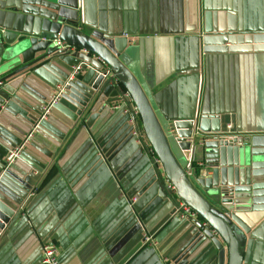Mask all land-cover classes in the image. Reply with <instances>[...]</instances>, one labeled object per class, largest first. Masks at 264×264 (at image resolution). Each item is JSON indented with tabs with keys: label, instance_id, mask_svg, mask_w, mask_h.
I'll list each match as a JSON object with an SVG mask.
<instances>
[{
	"label": "crops",
	"instance_id": "0c3cea01",
	"mask_svg": "<svg viewBox=\"0 0 264 264\" xmlns=\"http://www.w3.org/2000/svg\"><path fill=\"white\" fill-rule=\"evenodd\" d=\"M205 7L234 14L240 33L264 34V0H98L90 21L99 29L89 33L128 41L122 61L162 125L199 110L218 116L223 131L264 132V52L202 56L195 34ZM75 61L34 77L0 118V190L21 210L0 235V264H41L51 242L61 264H217L192 221L161 214L163 172L129 110L114 104L89 129L62 99L38 126ZM145 235L155 245L143 246ZM256 236L242 249L243 264H264V226Z\"/></svg>",
	"mask_w": 264,
	"mask_h": 264
},
{
	"label": "water",
	"instance_id": "95a60500",
	"mask_svg": "<svg viewBox=\"0 0 264 264\" xmlns=\"http://www.w3.org/2000/svg\"><path fill=\"white\" fill-rule=\"evenodd\" d=\"M97 3L0 0V118L17 90H24L43 71L69 65L70 59L76 60L71 67L89 64L85 75L66 85L62 95L76 108L81 127L91 129L114 104L124 103L131 110L136 106L147 148L164 176L159 182L161 214L183 218L180 207L186 204L198 218L183 219L193 222L201 244L215 248L217 264H243L242 249L264 226V132H225L218 116L199 110L162 125L143 87L122 61L128 41L89 33L99 29L90 21ZM237 22L230 12L206 7L199 11L195 36L201 55L264 52V34L240 33ZM57 41L78 51L62 49ZM61 81L55 88L67 80ZM178 155L187 162L185 167ZM20 214V205L0 190V235Z\"/></svg>",
	"mask_w": 264,
	"mask_h": 264
},
{
	"label": "built area",
	"instance_id": "2783aa9c",
	"mask_svg": "<svg viewBox=\"0 0 264 264\" xmlns=\"http://www.w3.org/2000/svg\"><path fill=\"white\" fill-rule=\"evenodd\" d=\"M57 45L61 47L62 49L69 50L71 53L78 51L77 49L71 48L69 45L61 41H57ZM79 51L84 54H87V51L85 50H79ZM90 68L91 66L85 62H79L77 65L72 66L69 78L67 79L64 86L56 87L55 90L53 91L51 99L43 107L41 120H46L47 117L50 115L52 108L58 105L62 101V95L65 92L66 85H68L70 82L76 79H80L82 74H84V72L86 70H89ZM118 104L120 105H115L112 108L116 110V109H119L120 107H123L129 110L130 112L129 114L132 116L129 119V124L133 126V128H135L137 125V120L140 119V114H139L137 107L133 105L132 110H131L124 103H118ZM225 132L234 133L236 131L233 129L232 126H227V129ZM134 136L137 137V133H134ZM20 154H21V148L15 149L9 152L7 159H6L7 166H10L15 161V159L19 157ZM133 202H136V199H134ZM180 208L184 211L183 218H192V219L198 218V213L192 210L191 208H189L186 204L181 203ZM150 243H153L155 245L153 238L145 235L143 238V246H146ZM59 255H60V250L55 243H52V242L45 243L42 248L41 264H61Z\"/></svg>",
	"mask_w": 264,
	"mask_h": 264
},
{
	"label": "rangeland",
	"instance_id": "374dc122",
	"mask_svg": "<svg viewBox=\"0 0 264 264\" xmlns=\"http://www.w3.org/2000/svg\"><path fill=\"white\" fill-rule=\"evenodd\" d=\"M178 159H179L180 163L185 167L186 162L183 160V158L180 155H178Z\"/></svg>",
	"mask_w": 264,
	"mask_h": 264
}]
</instances>
